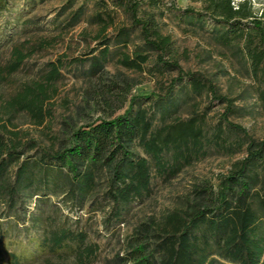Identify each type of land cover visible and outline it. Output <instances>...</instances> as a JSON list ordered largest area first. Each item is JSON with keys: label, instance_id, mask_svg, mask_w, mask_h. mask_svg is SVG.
I'll return each mask as SVG.
<instances>
[{"label": "rangeland", "instance_id": "374dc122", "mask_svg": "<svg viewBox=\"0 0 264 264\" xmlns=\"http://www.w3.org/2000/svg\"><path fill=\"white\" fill-rule=\"evenodd\" d=\"M127 1L132 2L124 0ZM152 1L143 0L137 16L145 18L153 14L158 31L170 38L173 58L181 70L212 83L218 94L232 102L229 122L244 128L253 140L264 141V104L259 99L264 83L251 75L242 43L223 46L217 41L222 27L206 17L199 21L183 14L186 8L200 12L198 3L158 0V6H151ZM234 2L237 4L239 0ZM249 5L250 11L264 23V0H249ZM171 6L174 8L170 9ZM109 16L114 23L104 33L110 50L108 60L102 71L92 75L90 58L98 55L101 42L97 36L102 24L97 18L105 20ZM120 27L129 33L127 47L113 43ZM142 46L139 28L132 25L129 15L114 0H0V119L8 129L20 132L23 144L36 145L32 150L27 145L24 156L37 157L39 150L62 149L73 130L121 115L131 98L133 111L139 108L148 111L153 129L176 119L187 120L196 113L204 115L211 134L226 104L213 101L205 93H193L188 79L175 83L168 94L178 70L157 65L154 52H148V61L141 72L119 65L123 53L130 54ZM15 47L32 54L15 73H2ZM163 59H170V55ZM59 61L60 77L52 84L45 103V112L50 115L41 125L35 124L25 112H6L12 96L25 85L41 82L51 65ZM124 98L126 102L122 104ZM224 137L229 146L244 140L241 133L229 130ZM131 151L145 158L150 167L149 190L141 198L113 205L106 196L105 171L100 174L95 191L81 205L73 206L63 201L62 196L47 195L41 200L23 192L13 209L17 220L0 218V246L21 256L25 264H45L46 255H40L39 247L43 230L63 225L73 232H84L86 241L98 246L90 264H115L116 256L128 250L131 238L143 228H149L148 240L153 245L155 224L165 215L173 210L207 207L206 199L197 190L207 185L217 188L219 176L227 175L245 157L243 150L227 155L212 145L206 148L203 158L169 178L157 175L153 159L136 143ZM163 158L170 160L171 153L163 154ZM12 172L9 168V174ZM6 211L1 204L0 217ZM33 218H40V224H34ZM61 256L47 255L51 264L74 262L73 256Z\"/></svg>", "mask_w": 264, "mask_h": 264}, {"label": "trees", "instance_id": "16d2710c", "mask_svg": "<svg viewBox=\"0 0 264 264\" xmlns=\"http://www.w3.org/2000/svg\"><path fill=\"white\" fill-rule=\"evenodd\" d=\"M114 1L129 15L132 25L139 28L143 43L142 48H135L130 54L123 53L119 65L141 72L148 61V52H154L157 65L178 70L168 94L175 83L188 79L193 93H205L213 101L225 103V112L211 134L206 129L204 115L196 113L187 120L176 119L153 129L148 111L144 108L133 111L131 98L121 115L77 128L62 149L39 150L37 157L24 156L29 143L23 144L20 132L8 129L0 119V205L7 210L0 218L17 220L13 209L19 195L26 191L41 200L47 195L62 196L63 201L73 206L81 205L95 191L103 171L108 177L106 196L113 205L141 198L149 190L150 167L145 158L131 151L135 143L153 159L157 175L169 178L203 158L209 146L220 148L227 155L243 150L245 157L235 163L227 175L219 176L217 188L207 185L197 190L206 199L207 207L173 210L165 215L155 224L153 245L148 240L149 228L144 226L131 238L128 250L116 256L115 264H264V141L253 140L244 128L229 122L232 102L218 94L212 83L181 70L173 58L170 38L158 31L153 14L145 18L137 16L143 0ZM189 1L200 4L201 11L186 8L183 14L199 21L206 17L222 27V31H217V41L223 46L242 43L251 75L264 83V23L250 11L249 0H239L237 4L234 0ZM150 5L158 6V0ZM97 20L102 24L97 36L101 42L98 55L90 58L92 75L102 71L108 60L110 50L104 33L114 23L111 16ZM129 42L126 29H116L113 43L127 47ZM31 54V51L13 48L1 72L15 73ZM165 55H170V59L164 60ZM61 67L60 61L52 64L41 82L23 86L7 102L6 112H25L35 124L41 125L50 115L49 111L45 112V103L49 100L52 84L60 77ZM259 99L264 104V89ZM125 102L124 98L121 103ZM226 130L241 133L244 140L229 146L224 137ZM35 147V144L29 145L27 149ZM168 153L171 158L165 160L163 154ZM32 220L34 224L41 221L40 218ZM39 247L40 255H46L45 264H51L47 255L73 256L72 264H90L98 251L96 244L86 241L84 232H73L63 225L45 228ZM5 263L25 264L21 256L0 246V264Z\"/></svg>", "mask_w": 264, "mask_h": 264}]
</instances>
